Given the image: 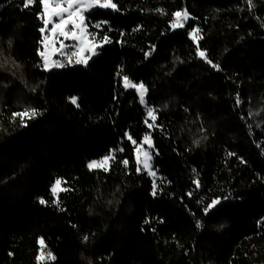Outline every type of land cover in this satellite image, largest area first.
<instances>
[{
    "label": "trees",
    "instance_id": "1",
    "mask_svg": "<svg viewBox=\"0 0 264 264\" xmlns=\"http://www.w3.org/2000/svg\"><path fill=\"white\" fill-rule=\"evenodd\" d=\"M114 2L85 14L111 43L87 66L45 71L39 0H0V264H38L41 238L56 260L39 264H264V0ZM123 76L147 87L144 105ZM29 108L40 115L22 126L13 114ZM126 133L150 135L155 177ZM110 153L107 172L88 169Z\"/></svg>",
    "mask_w": 264,
    "mask_h": 264
},
{
    "label": "snow or ice",
    "instance_id": "2",
    "mask_svg": "<svg viewBox=\"0 0 264 264\" xmlns=\"http://www.w3.org/2000/svg\"><path fill=\"white\" fill-rule=\"evenodd\" d=\"M35 3V0H23V7L25 9L31 7ZM249 11L254 8L253 0H247ZM39 4L41 5V13L39 14V18L42 20L44 27L40 29V32L43 36L41 40V44L44 47L43 51L39 52L43 60V68L45 71H48L50 68H63L73 63L77 65H88L89 60L92 59L93 56L98 54V50L102 48L104 45L111 43L112 41L108 37L107 34L103 35L102 39L97 38L96 32H88V25L85 22V13L89 12L93 9H111L114 12L120 11L117 4L114 0H39ZM159 11V10H158ZM174 19L171 21V28L179 29L185 26V23L190 19L189 13L184 11H177L172 14ZM53 18H57L54 20ZM107 21H101L93 25V27L97 30L101 29ZM51 24V28L49 29V25ZM48 32V35H44L45 32ZM123 35V33H121ZM62 36L64 40L76 41L77 43L73 46L75 48L74 51L65 52L64 49L68 48L69 45L64 44L63 41L60 42V48H54L56 39ZM190 38L193 42H197L202 39L200 35V29L194 28L191 32H189ZM154 50V48H153ZM53 53H59L61 56L65 58V62L61 60L52 59ZM151 55V52L145 53V58ZM197 55L204 59L207 63L211 65V67L220 70L219 65L213 63L211 60L207 58V54L205 51H202L199 46H197ZM119 75V73H118ZM123 87L127 90L129 88H134L139 96V101L142 105L145 104V96L148 91L147 87L143 82L134 83L132 82L128 76H123ZM70 101L73 105L79 107L78 98L73 96L70 98ZM240 104V99L237 97V105ZM147 118L145 123L151 129L155 126L157 121V116L155 114L156 110L151 107L146 108ZM40 115L39 111L34 108L25 109L23 112L14 113L13 117H18L21 121L22 126H26L25 118L28 120L34 119ZM149 119L151 123H149ZM126 135H128L126 133ZM128 139L136 145V160H137V171H141L140 165H143V170L148 171L150 176L155 177V171L151 170L150 160L151 155L147 150H144L141 145L137 144L130 135H128ZM144 144H147L148 148H153V144L150 138V135H145ZM198 143V142H197ZM123 151V149H120ZM229 155H235L234 153H229ZM143 156V159H141ZM115 156L113 153L103 157L101 160L96 161L93 160L88 163L87 167L89 170L93 169H102L105 172L109 170L110 161L114 160ZM243 163L244 161L241 160ZM124 165L127 166L128 161H123ZM195 171V169L193 170ZM62 181L57 179L55 183L51 186V193L53 197H56L52 201V203L56 204L57 207L60 205L59 201V193L68 191L67 188L62 187ZM197 188L200 187V183L198 180L194 181ZM158 186L156 180H153V191L152 195H157ZM191 195V193H189ZM223 199H228V197H224ZM39 203L41 205H46L48 201L44 198H39ZM221 204V198H214L210 203H208L204 207V214L208 215L213 209H215L218 205ZM62 210V209H61ZM145 223H148L146 220ZM204 225L200 220L196 221V227L198 229L202 228ZM223 227V225H221ZM84 240L87 241L88 237L85 236ZM40 245V254L37 256V262L47 260V261H55L56 257L51 251H47L46 244L43 238L38 241ZM11 255V253L9 254Z\"/></svg>",
    "mask_w": 264,
    "mask_h": 264
},
{
    "label": "rangeland",
    "instance_id": "3",
    "mask_svg": "<svg viewBox=\"0 0 264 264\" xmlns=\"http://www.w3.org/2000/svg\"><path fill=\"white\" fill-rule=\"evenodd\" d=\"M91 11V10H90ZM86 14V13H85ZM54 20H56L57 18H53ZM44 27V26H43ZM51 28V24L49 25V29ZM49 33L46 31L44 35H48ZM42 39H43V36H42ZM63 41L64 44L66 45H69L68 48H65L64 51L65 52H71V51H74L75 48L73 47L77 42L76 41H71V40H64V38L62 36L58 37L54 43V45H52V47L54 48H60V42ZM44 50V47L43 45L41 44V48H40V51H43ZM41 57V56H40ZM94 57V56H93ZM92 57V58H93ZM42 59V58H41ZM52 59L54 60H61L62 62H65V58L63 56H61L59 53H53V56H52ZM74 65H77L75 63L71 64V65H68L66 63V66H74ZM42 66H43V60H42ZM55 69H61V68H50L49 70H55ZM151 138V137H150ZM144 140V139H143ZM152 141V140H151ZM141 146L144 150H147L149 152V154L151 155L152 157V149H149L147 144H144L143 141L141 143ZM141 159H143V156H141ZM152 159V158H151ZM135 160H136V150H135ZM97 161V160H96ZM99 161V160H98ZM136 163H137V160H136ZM150 165H151V160H150ZM138 167V165H137ZM140 168H141V171H146V170H143V165L141 164L140 165ZM148 173V171H146Z\"/></svg>",
    "mask_w": 264,
    "mask_h": 264
}]
</instances>
